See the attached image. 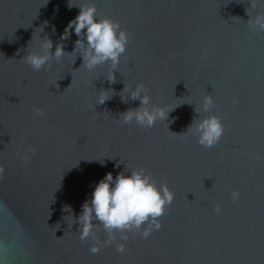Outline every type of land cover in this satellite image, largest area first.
Masks as SVG:
<instances>
[{
	"label": "water",
	"instance_id": "1",
	"mask_svg": "<svg viewBox=\"0 0 264 264\" xmlns=\"http://www.w3.org/2000/svg\"><path fill=\"white\" fill-rule=\"evenodd\" d=\"M68 3L0 0V264H264V32L248 27L249 0H71L94 3L98 18L129 33L111 84L108 64L89 71L79 55L52 61L51 71L21 61L45 36L53 53L61 42L73 51L74 30L60 39L79 13ZM138 83L152 105L173 110L148 131L119 120L140 107L122 98ZM102 90L111 98L97 105ZM208 94L215 107L196 112ZM212 115L225 133L203 148L185 133ZM140 168L174 193L162 228L126 242L117 234L123 254L115 243L91 254L65 206L78 218L106 174Z\"/></svg>",
	"mask_w": 264,
	"mask_h": 264
},
{
	"label": "clouds",
	"instance_id": "2",
	"mask_svg": "<svg viewBox=\"0 0 264 264\" xmlns=\"http://www.w3.org/2000/svg\"><path fill=\"white\" fill-rule=\"evenodd\" d=\"M250 8H246V15L249 17L247 24L251 32H264V12H260L252 16V11L258 7H264V0H249ZM69 9L78 7V15L69 22L61 41L70 38L72 30L78 39L75 41L74 49L71 53H66L63 42L55 46L47 36L41 39L39 45L40 50H28L27 54L21 59L30 68L39 72L42 69L51 71L52 61L61 62L66 54L79 55L82 58L81 67L89 71L95 70L97 67L108 64L109 75L107 81L116 83V71L120 64V58L126 53L129 44V33L121 29L118 22L110 18H98L97 8L94 3H85L73 5L71 0L68 3ZM40 33L43 28H39ZM75 63V61H74ZM47 65V67H45ZM109 91H101L97 98V105H103L111 96ZM127 92L128 95L122 97L125 102L130 98L132 101H139L140 107L129 109L122 113L119 120L124 125L131 126L133 122L145 131L150 130L158 121H167L169 110L151 104V96L149 89L144 83H138L135 89L125 85L122 93ZM233 105L238 103L237 99H233ZM91 107V106H90ZM215 107L212 95H205L203 98L202 108H196V112L208 113ZM33 111L42 115L40 108H33ZM225 133V126L218 116H207L203 119L194 120L187 129L185 135L195 136L197 143L203 148H214L218 146ZM32 156H35L37 150L29 148ZM16 155L21 160L28 162L31 156L22 153L19 150ZM120 172L115 178L112 173L106 176L96 184L94 191L91 193V199L86 200L82 204V212L77 217L73 215L70 206H65L64 211L69 213L73 224L79 225V239L81 242H87L90 238L93 241L89 251L91 254H99L102 248L110 247L115 243V251L123 254L126 251V244L118 242H126L129 240V233H139L144 239H148L154 231L162 228L161 218L164 217L169 207L174 201V193L164 184L157 186L150 174H146V170L140 168L138 170H128ZM5 169L0 166V178H3ZM231 198L236 202L240 198L238 191H232ZM217 214L221 213L219 206L215 207ZM102 230L106 234V239L101 240L97 236V231Z\"/></svg>",
	"mask_w": 264,
	"mask_h": 264
}]
</instances>
